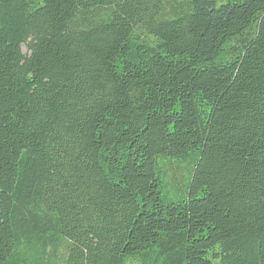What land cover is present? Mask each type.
I'll use <instances>...</instances> for the list:
<instances>
[{"label": "trees", "instance_id": "16d2710c", "mask_svg": "<svg viewBox=\"0 0 264 264\" xmlns=\"http://www.w3.org/2000/svg\"><path fill=\"white\" fill-rule=\"evenodd\" d=\"M0 264H264V0H0Z\"/></svg>", "mask_w": 264, "mask_h": 264}, {"label": "rangeland", "instance_id": "374dc122", "mask_svg": "<svg viewBox=\"0 0 264 264\" xmlns=\"http://www.w3.org/2000/svg\"><path fill=\"white\" fill-rule=\"evenodd\" d=\"M24 52L26 53L25 48H24ZM169 167H170V169H169L170 170V172H169L170 179L169 180L171 182L172 181H179L181 178V174H182L181 171L178 169V167L175 164H171ZM183 170H184V172H188L189 171L188 166L183 165ZM188 182H190V176L185 175V176H183V179L181 181L180 186L186 187V184H188ZM176 194H179V193L174 192L173 196Z\"/></svg>", "mask_w": 264, "mask_h": 264}]
</instances>
